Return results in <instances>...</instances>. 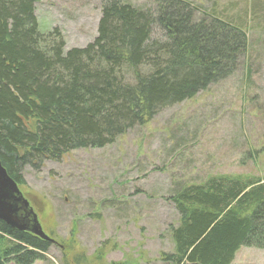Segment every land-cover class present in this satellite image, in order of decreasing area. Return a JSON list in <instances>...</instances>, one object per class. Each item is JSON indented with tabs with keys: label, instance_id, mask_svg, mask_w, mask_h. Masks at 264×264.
Returning a JSON list of instances; mask_svg holds the SVG:
<instances>
[{
	"label": "trees",
	"instance_id": "1",
	"mask_svg": "<svg viewBox=\"0 0 264 264\" xmlns=\"http://www.w3.org/2000/svg\"><path fill=\"white\" fill-rule=\"evenodd\" d=\"M37 1L0 0V160L19 184L24 167L111 145L229 78L248 46L243 24L198 16L189 0H101L98 36L67 49L58 28L41 30ZM169 200L179 214L173 252L161 253L169 264H232L242 246L264 249V178L211 175ZM51 245L0 220V264H33ZM105 247L63 264H106Z\"/></svg>",
	"mask_w": 264,
	"mask_h": 264
},
{
	"label": "rangeland",
	"instance_id": "2",
	"mask_svg": "<svg viewBox=\"0 0 264 264\" xmlns=\"http://www.w3.org/2000/svg\"><path fill=\"white\" fill-rule=\"evenodd\" d=\"M127 1L147 7L155 0ZM189 1L198 16L203 9L247 29L237 71L111 145L24 167L20 188L56 241L33 264L93 258L103 245L106 264H169L161 253L173 252L168 228L179 219L169 197L181 184L219 174L264 178V0ZM35 6L41 30L58 28L67 49L98 36L101 0H38ZM232 264H264V249L242 246Z\"/></svg>",
	"mask_w": 264,
	"mask_h": 264
},
{
	"label": "water",
	"instance_id": "3",
	"mask_svg": "<svg viewBox=\"0 0 264 264\" xmlns=\"http://www.w3.org/2000/svg\"><path fill=\"white\" fill-rule=\"evenodd\" d=\"M23 204L27 207L28 200L24 198L18 183L8 174L0 160V220L16 229L30 231L45 241L53 242L54 239L43 230L37 215H34L31 224L19 215L23 209L20 205Z\"/></svg>",
	"mask_w": 264,
	"mask_h": 264
},
{
	"label": "flooded vegetation",
	"instance_id": "4",
	"mask_svg": "<svg viewBox=\"0 0 264 264\" xmlns=\"http://www.w3.org/2000/svg\"><path fill=\"white\" fill-rule=\"evenodd\" d=\"M20 186L21 185H19V188H20ZM20 191L22 192V195L24 196V198L28 200V206L26 207L24 204L23 205H20L21 207L23 206V209H21L19 215L21 217L26 218V221L29 224H31L32 219L34 218V215H37L38 216V219H39V213L36 211V209H35V207L33 205V202L28 197V194H26L23 190H21V188H20ZM27 232H30V231H27ZM53 244H55V243H53Z\"/></svg>",
	"mask_w": 264,
	"mask_h": 264
}]
</instances>
